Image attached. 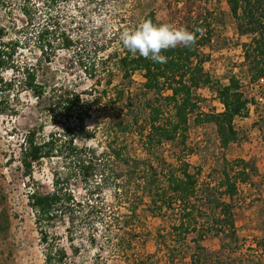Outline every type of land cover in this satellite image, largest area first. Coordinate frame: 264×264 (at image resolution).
Masks as SVG:
<instances>
[{
    "label": "trees",
    "instance_id": "trees-1",
    "mask_svg": "<svg viewBox=\"0 0 264 264\" xmlns=\"http://www.w3.org/2000/svg\"><path fill=\"white\" fill-rule=\"evenodd\" d=\"M162 1L170 15L166 23L186 28L196 40L191 47L163 51L164 63L133 55L119 39L123 30L145 19L159 24L155 0H0V114L17 115L19 109L11 102L28 92L38 101L42 118L58 127L38 136L41 123L26 130L19 145V163L28 179L44 160L61 164L51 173V191L32 190L27 195L43 264H80L72 261L55 233L58 225L73 245L72 256L79 253L83 239L94 245L100 234L122 264H212L214 253L202 241L219 237L221 250V237L238 242L233 198L238 183L250 180V163L224 160L217 183L199 187L190 165L180 156L168 163L161 147L184 146L188 117L195 115L196 122L215 126L219 146L226 148L237 140L233 120L247 115L249 102L236 77L229 76L215 89L223 110L198 113L195 91L212 85L204 71L209 55L201 51L210 43L218 17L208 9L195 13V0ZM225 3L250 79L264 78V0ZM15 9L25 23L8 26L7 15ZM93 15L102 20L85 34L86 19ZM59 51L71 53L72 65L94 82L90 90L78 93L47 79ZM135 74L141 83L134 82ZM102 80L104 85L97 89ZM94 108L110 113L101 131L86 125ZM96 133L104 138L103 146L89 143ZM74 181L85 190L82 199L70 188ZM106 189L113 191L116 205L105 204ZM139 211L164 224L157 228L152 254L136 253L144 237ZM96 260L95 264L108 262L101 253Z\"/></svg>",
    "mask_w": 264,
    "mask_h": 264
},
{
    "label": "rangeland",
    "instance_id": "rangeland-1",
    "mask_svg": "<svg viewBox=\"0 0 264 264\" xmlns=\"http://www.w3.org/2000/svg\"><path fill=\"white\" fill-rule=\"evenodd\" d=\"M155 1L156 20L166 23L170 18L169 11L162 0ZM204 9L212 11L218 19L214 20L215 31L210 43L201 51V54L209 55L208 60L204 62V71L210 76L212 85L195 91L198 113H218L223 110L215 89L218 83L226 84L229 76H235L239 81L240 90L249 102L248 113L245 117H236L233 120L237 140L226 148H220L213 124L196 122L195 115H190L185 145L165 144L161 150L168 163H175L177 156L186 161L190 165V171L196 173L199 187L204 183H217L224 160L231 162L243 159L250 163L253 167L250 180L247 183H238V192L233 198V218L238 242L230 243L228 238L221 237L225 245L221 250V239L210 235L201 244L207 251L214 253L209 260L212 264H264V103L255 100L257 93L264 98V78L262 83L258 82L259 79H250L246 66L243 65L242 49L225 0H195L193 11L202 13ZM7 17L8 26L11 23L16 26L25 23L18 9ZM92 19H86L85 34L92 25L98 26L102 17L100 20L97 15H93ZM9 33L13 35L14 30L11 28ZM70 59L71 53L59 51L50 65L47 79L51 83L68 85L78 93L90 90L94 82L88 79L77 65H72ZM5 76L7 77L8 73H5ZM133 79L135 83L142 82L139 74H135ZM104 81L95 87L101 89ZM116 81L114 80L113 84ZM11 104L17 105V115L0 114V264H43L42 247L27 195L32 190L41 193L51 191V173L61 164L55 159L44 160L40 166L34 168L32 178L28 179L19 163V145L22 134L41 123L43 130L38 136L47 135L58 127L52 126L42 118L37 107L38 101L28 92H22ZM109 117L110 113L94 108L86 119V125L89 128L97 127L98 131H101ZM89 143H99L98 145L103 146L105 140L100 133H96ZM70 188L78 199L84 197L85 190L78 181L71 182ZM103 199L106 205H116L114 193L110 189L104 190ZM118 209L121 213L125 212L122 207ZM139 212L144 221V237L143 242L137 244L136 253L152 254L156 250L157 228L164 224L157 217ZM54 231L72 261L76 263L95 264L97 254L101 253V256L107 259V264H122L121 259L111 253L100 234L96 235L94 245L83 239L79 253L72 256L73 245L66 241L64 228L58 225Z\"/></svg>",
    "mask_w": 264,
    "mask_h": 264
},
{
    "label": "clouds",
    "instance_id": "clouds-1",
    "mask_svg": "<svg viewBox=\"0 0 264 264\" xmlns=\"http://www.w3.org/2000/svg\"><path fill=\"white\" fill-rule=\"evenodd\" d=\"M119 39L125 49L133 55L139 54L153 62L164 63L161 53L177 46L191 47L196 43L195 35L184 27L172 23H153L145 19L131 29L123 30Z\"/></svg>",
    "mask_w": 264,
    "mask_h": 264
},
{
    "label": "built area",
    "instance_id": "built-area-1",
    "mask_svg": "<svg viewBox=\"0 0 264 264\" xmlns=\"http://www.w3.org/2000/svg\"><path fill=\"white\" fill-rule=\"evenodd\" d=\"M262 80L263 79L261 78L258 80V82L262 83ZM255 100H256V102L264 103V98L259 93H257V95L255 96Z\"/></svg>",
    "mask_w": 264,
    "mask_h": 264
},
{
    "label": "crops",
    "instance_id": "crops-1",
    "mask_svg": "<svg viewBox=\"0 0 264 264\" xmlns=\"http://www.w3.org/2000/svg\"><path fill=\"white\" fill-rule=\"evenodd\" d=\"M250 114H252V111H250ZM264 144V141L262 142ZM263 148V147H262ZM262 155L264 156V151H262ZM264 172V171H263ZM264 232V231H263ZM264 234V233H263Z\"/></svg>",
    "mask_w": 264,
    "mask_h": 264
}]
</instances>
